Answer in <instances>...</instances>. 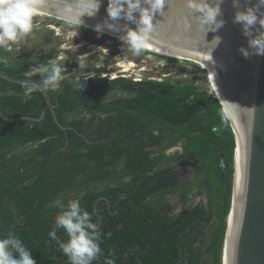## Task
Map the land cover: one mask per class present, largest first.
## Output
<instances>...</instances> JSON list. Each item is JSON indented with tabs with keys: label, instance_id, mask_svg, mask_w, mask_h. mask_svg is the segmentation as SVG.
Instances as JSON below:
<instances>
[{
	"label": "trees",
	"instance_id": "1",
	"mask_svg": "<svg viewBox=\"0 0 264 264\" xmlns=\"http://www.w3.org/2000/svg\"><path fill=\"white\" fill-rule=\"evenodd\" d=\"M31 62V56H24L7 65L0 61V68L41 81L42 76L28 73ZM74 82L49 89L55 115L66 129L49 109L39 121L0 117V238L15 234L36 264H69L48 236L55 217L71 199L94 212L96 199L104 196L110 205L100 199L96 211L101 232L111 237L102 235L100 259L92 264H221L235 145L219 101L192 83L93 78L77 89ZM25 86L0 77L4 114L40 115L43 95H26ZM115 87L132 96L119 99L115 111L105 110L108 105L97 95ZM73 92L84 96L77 101ZM79 105L89 118L69 120L83 113ZM99 108L104 113L100 123L95 122ZM168 133L176 135L174 143L182 140L197 170L199 190L192 197L191 182L178 185L181 171L169 163L162 167L164 156L149 148ZM201 189L206 204L194 202ZM179 190L184 205L178 210L171 197ZM93 220H98L95 212ZM57 236L67 240L63 229Z\"/></svg>",
	"mask_w": 264,
	"mask_h": 264
},
{
	"label": "water",
	"instance_id": "2",
	"mask_svg": "<svg viewBox=\"0 0 264 264\" xmlns=\"http://www.w3.org/2000/svg\"><path fill=\"white\" fill-rule=\"evenodd\" d=\"M255 2L248 0L250 6ZM73 3L74 0H43L37 13L65 18ZM106 7L107 0H100L96 15L82 17L84 23H103L107 18ZM221 8L225 21L223 27L215 33L209 31L205 34L207 41L213 36L221 37L220 44L211 53L213 62L207 61L208 54L203 50V34L192 20L183 0H171L165 5L163 14L154 13V31L148 45L198 61L207 68V76L211 73L216 77L218 91L214 97L222 106L235 145L221 264H264V55L253 54L248 58L241 55L240 47L247 48L248 43L241 25L234 23L236 9L232 0H224ZM120 23L135 28L132 22L121 19ZM116 34L121 35L122 32ZM0 77L21 84L40 82L30 76L10 75L1 68ZM39 91L45 100L39 116L9 117L0 110V117L8 121H39L49 109L57 125L66 129L55 115L49 88ZM236 159L239 165L237 183ZM94 212L98 219L96 223L100 224L95 206Z\"/></svg>",
	"mask_w": 264,
	"mask_h": 264
},
{
	"label": "clouds",
	"instance_id": "3",
	"mask_svg": "<svg viewBox=\"0 0 264 264\" xmlns=\"http://www.w3.org/2000/svg\"><path fill=\"white\" fill-rule=\"evenodd\" d=\"M171 0H107V18L103 23L96 22L93 29L101 34L108 29L121 33L118 39L122 42L126 52L138 56L148 46L154 31V13L160 15L164 12L165 5ZM224 0H183L184 6L190 10V16L203 34V50L207 52V61L213 62L212 51L220 44L221 37L213 36L210 41L205 40L209 31L215 33L223 27L221 5ZM43 0H0V48H8L24 40L34 28L33 17ZM100 0H74L69 14L65 17L67 24L75 26L72 36L75 37L78 28L85 25L82 17H93L99 10ZM236 9L234 23H239L243 35L247 37L248 47H240L239 51L245 58L251 55H264V0H256L251 6L248 0H232ZM124 20L132 22L135 28ZM259 25V27H257ZM80 68L83 65H80ZM65 68L59 64L51 67L40 65L32 69L33 75H40L43 79L38 83H28L25 94L30 95L41 89L49 87L56 89L59 82L64 79ZM84 79L74 82L77 89L84 85ZM101 118H104L103 116ZM174 153L183 154L180 143L168 148L167 155ZM94 212L82 208L79 199H71L66 206L61 208L55 217L54 227L48 232L52 240L58 242L59 248L68 258L69 264H92L100 259L102 235L111 237V233L103 234L100 225L93 220ZM63 229L67 240H60L57 230ZM0 264H36L31 250L15 234L9 233L0 238ZM107 264H114L108 260Z\"/></svg>",
	"mask_w": 264,
	"mask_h": 264
},
{
	"label": "rangeland",
	"instance_id": "4",
	"mask_svg": "<svg viewBox=\"0 0 264 264\" xmlns=\"http://www.w3.org/2000/svg\"><path fill=\"white\" fill-rule=\"evenodd\" d=\"M33 21V31L24 40L10 44L8 48H0V61L4 64H10L24 56H31L29 74H32L33 68L40 65L51 67L53 64H59L65 68L64 79L104 77L107 78L106 80L127 78L133 81H165L173 85L192 83L199 90L205 91L208 96H214L213 83L207 76L206 67L198 61L166 58L145 50L140 55L133 56L126 52L122 42L83 27H79L78 34L73 37L75 26L67 24L66 21L39 15H34ZM82 43L83 46L77 47ZM118 54L119 58L115 59ZM122 61L127 67L129 66L128 71H123L124 67L118 65ZM129 62L133 64L130 65ZM79 64L83 67L80 68ZM109 65L113 67L107 70ZM117 96L122 95L118 94V91H113L106 98L113 99ZM183 160L187 159L183 158ZM187 166L189 167L188 164ZM191 184L194 188L193 195L199 190V178L193 176ZM199 200L207 203L204 189H201L200 194L194 198L196 202ZM208 255L209 253H205L203 260H206Z\"/></svg>",
	"mask_w": 264,
	"mask_h": 264
},
{
	"label": "flooded vegetation",
	"instance_id": "5",
	"mask_svg": "<svg viewBox=\"0 0 264 264\" xmlns=\"http://www.w3.org/2000/svg\"><path fill=\"white\" fill-rule=\"evenodd\" d=\"M106 62H108V61H106ZM96 67H98V65L96 66ZM107 70H109V67L108 68H106ZM93 79L94 77H77L76 79H74V80H71V79H69V78H67V79H64V80H62L60 83H64V82H66V81H80L81 79ZM97 78H102V79H107V78H104V77H97ZM133 81V80H132ZM60 83H59V85H60ZM49 89H52L53 90V88H51V87H49ZM79 91H82V90H79ZM113 91H118V94H121L122 96H117V97H115V98H113V99H108V98H106V96L109 94V93H111V92H113ZM50 92V91H49ZM71 96H75V97H77L78 96V98L76 99L77 101H79V97H82V96H84V93H80V92H73V93H71ZM132 96V93H129V92H126L125 90H123V89H121V88H119V87H115L114 89H111V90H109V91H107V92H102V93H99L98 95H97V98H96V100L97 101H99L100 103H106L108 106L107 107H105V110L106 109H111V110H114L115 111V109H114V105H116V102L119 100V99H123V98H128V97H131ZM82 104H84V103H82ZM82 108L83 109V113H79V114H77V115H69L68 116V118H69V120H70V118H72L73 116H75L76 118H78V120L79 119H87V118H89V113L86 111V109H85V107H83V105H79V108ZM102 111V108H99V110L97 111V113H96V115H98V118H97V120L95 121V122H98V123H100V121H101V119H103V118H101L102 116L104 117V113H102L101 112ZM113 111V112H114ZM100 120V121H99ZM68 128H70V126H68ZM154 133L155 134H159V131L158 130H155L154 131ZM175 137H176V135H173V134H164V135H162V137L161 138H159L160 139V144L159 145H155V146H153V147H149V148H152V149H154L155 151H159L160 152V154L162 155V156H164V160H163V162H162V164H161V166L162 167H164V166H166L168 163L171 165V166H173V165H176V167H175V169L176 170H180L181 171V173H179L178 174V177H177V180H178V185H181L182 183H184V182H191V181H193V176H195L196 175V172H197V170H196V168L193 166V164L191 163V161H189L188 160V155H186L185 154V151H184V149H183V154H180V153H174V154H171V155H167L166 154V150L168 149V148H170V147H172V146H174V145H176L177 143H180L181 145H182V140H178L176 143H174L173 141L175 140ZM170 142H173V143H171V144H169ZM182 148H183V146H182ZM160 149V150H159ZM183 158L184 159H187V160H183ZM187 164L189 165V167L187 166ZM188 178H189V180H188ZM93 190H96L97 188H92ZM193 185L191 184V190H190V194H189V197H192L191 195H192V191H193ZM181 190H179V191H177V193L176 194H174V195H172V199H173V201L174 202H178L177 203V207H182L184 204L182 203V201H181V199H180V196H179V192H180ZM81 193L80 194H78V196L79 197H81ZM100 199H103V200H105L107 203H108V205H110V203H109V201H108V199L106 198V197H104V196H99L97 199H96V201H95V204H94V206L96 207V204H97V202L100 200ZM194 202H196V201H194ZM180 208H178V210L180 209ZM93 209H94V207H93ZM176 211V210H175ZM97 212V211H96ZM97 216V215H96Z\"/></svg>",
	"mask_w": 264,
	"mask_h": 264
},
{
	"label": "bare ground",
	"instance_id": "6",
	"mask_svg": "<svg viewBox=\"0 0 264 264\" xmlns=\"http://www.w3.org/2000/svg\"><path fill=\"white\" fill-rule=\"evenodd\" d=\"M35 15H39V16H47V17H51V18H54V19H56V20H63V21H66V19L65 18H62V17H58V16H52V15H47V14H42V13H37L36 12V14ZM85 25H87V27H84V26H81V27H83V28H85V29H88V30H90V31H93V32H95L94 31V29H93V25H91V24H87V23H85ZM53 27V26H52ZM96 33V32H95ZM101 35H103L104 37L105 36H107L108 38H110V39H114V40H116V41H120L119 39H118V34H116V33H114V32H111V31H109V30H107V29H105V31L103 32V33H101ZM121 42V41H120ZM84 45V43H82V44H79L77 47H81V46H83ZM70 49V48H69ZM146 52H148V53H151V54H156V55H159V56H162V57H166V58H174V59H178V60H189V59H187V58H184V57H182V55H178V54H176V53H174V52H171V51H167V50H164V49H160V48H157V47H153V46H147L145 49H144ZM119 58V54L115 57V59H118ZM120 61V60H119ZM130 63V62H129ZM112 64V63H111ZM133 63H130V65H132ZM118 65H120V66H122V67H124L122 70L123 71H128L129 70V66L127 67L125 64H124V62L122 61V62H120V64H118ZM110 67H109V69H111L113 66L112 65H109ZM132 67V66H131ZM131 70V69H130ZM206 70H207V68H206ZM209 76V75H208ZM209 80H210V82L212 81V83H213V89H212V93L213 94H215L216 93V90L218 91V87H217V83H216V77L213 75V74H211L210 73V76H209ZM215 96V95H214ZM226 105V104H225ZM228 110V109H227ZM238 167H239V165H238V159H236V171H237V173H236V183H237V179H238ZM236 187H237V184H235V186H234V189H235V191H236Z\"/></svg>",
	"mask_w": 264,
	"mask_h": 264
}]
</instances>
